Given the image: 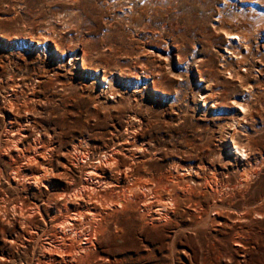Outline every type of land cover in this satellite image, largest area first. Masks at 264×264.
<instances>
[{
    "label": "rangeland",
    "instance_id": "1",
    "mask_svg": "<svg viewBox=\"0 0 264 264\" xmlns=\"http://www.w3.org/2000/svg\"><path fill=\"white\" fill-rule=\"evenodd\" d=\"M0 136V264H47L35 206L115 157L132 203L69 234L94 244L84 264H264V0H0ZM56 154L65 175L34 185Z\"/></svg>",
    "mask_w": 264,
    "mask_h": 264
},
{
    "label": "bare ground",
    "instance_id": "2",
    "mask_svg": "<svg viewBox=\"0 0 264 264\" xmlns=\"http://www.w3.org/2000/svg\"><path fill=\"white\" fill-rule=\"evenodd\" d=\"M233 25V24H231ZM230 25V26H231ZM228 26V25H227ZM235 26V25H234ZM233 27V26H232ZM233 29V28H232ZM237 30L239 29H236L235 32L233 33H229V31L227 32V35H229L230 37H232V35L236 38H238L240 41H241V37L240 35L236 32ZM224 31H226V29H224ZM240 33V32H239ZM243 38V37H242ZM245 39V38H244ZM248 39V38H247ZM244 41V40H243ZM242 42V41H241ZM241 52V51H240ZM238 52V53H235L236 56L240 55L241 53ZM247 57V56H246ZM261 70V69H260ZM263 71V70H262ZM105 84L108 86V87H111L112 83L110 82V80H108V78H106L105 80ZM244 109V111L246 112V107L241 105ZM137 116V115H136ZM9 131V133H4V134H10L12 133L11 135H9V141H11V143H13V146H14V149L15 151L17 150H20L24 147V141L21 138H18L17 136H14L16 133H15V130L14 128L10 127V129L7 130V132ZM14 134V135H13ZM20 135V133H19ZM5 136V135H4ZM1 137V136H0ZM136 138V137H135ZM2 139V138H0ZM136 140V139H135ZM2 142V140H1ZM8 143V141L6 142ZM9 144V143H8ZM138 144V143H137ZM2 145V144H1ZM10 145V144H9ZM131 145H132V142H131ZM144 146V145H143ZM2 147V146H1ZM4 147V146H3ZM7 147V146H6ZM11 147V146H10ZM135 147V146H134ZM13 148V147H12ZM47 148V147H46ZM244 148V147H243ZM242 147H240L239 145L236 146V150H237V155H241L243 157V155H247L245 149H243ZM17 149V150H16ZM48 149V148H47ZM76 149V148H75ZM147 149V148H146ZM139 150V149H138ZM145 150V149H144ZM144 150H142L144 152ZM6 151V150H5ZM38 151V150H37ZM50 151V149L48 150ZM133 151H134V148H133ZM147 151V150H146ZM51 152V151H50ZM73 152V151H72ZM142 152V153H143ZM20 153V152H19ZM75 153V152H74ZM80 153V152H79ZM136 153V150L135 152ZM25 154V153H24ZM35 154V153H34ZM48 154V153H47ZM46 154V155H47ZM113 154V152H112ZM111 154V155H112ZM116 154V153H114ZM236 154V153H235ZM42 155V154H40ZM110 155V157H112ZM28 156V155H27ZM38 156V155H37ZM45 156V155H44ZM48 156V155H47ZM62 156V155H61ZM61 156L59 154H56L55 155V159H57V162H59L58 164H51L49 162H46L42 155V157L40 158L41 160H33L35 161V163H37L39 166L38 167H35L33 169V172H32V177H30L29 180H33V184L34 185H37L39 187L43 186V187H47V186H52L54 184V178H56V174H59V173H64L63 175H65V172L67 170V167H68V164L67 161L66 162H63L62 161V164L60 163V160H61ZM68 156V155H67ZM73 157H75L74 155H72ZM107 156V154H106ZM133 156V155H132ZM140 156V155H139ZM249 156V154H248ZM25 157V156H24ZM54 157V156H53ZM81 157V156H80ZM115 157V156H114ZM135 157V156H134ZM137 157V156H136ZM68 158V157H66ZM83 158V157H81ZM106 158V157H105ZM119 158V157H118ZM117 157L115 158H108V159H105L103 161L99 160V162L97 164H92V163H89L87 160L88 163H82V175H84L85 177L82 178V182H81V187L80 189L77 191V192H74V193H70L68 192V189L69 187H67L66 189H62V192L61 193H58L57 195H59V198L60 200H62V204L59 206V203L56 202L57 199H55V202H53L52 200L49 199V201H47L44 205H36V209L33 210V212L36 211V213L33 215V217H36V214L38 213V211L41 213V215H46L49 220L51 221L52 223V232L50 234V236L45 239L43 242H39V249L41 250L42 252V258L44 260L45 263L47 264H68V263H71L73 264V262L75 264H84V260L89 258L91 256V253H92V248L94 244H91L90 241L87 239V238H82V234L79 236L78 234L76 238L72 237L73 239L71 241L67 240L68 236L70 233H77L78 231V227L80 224H86L88 223V227L90 228L91 225L89 224H95L94 226L97 227V225L99 227H102L103 225L106 226V228L104 229L106 231L107 228V219H103L104 215L106 214V208H105V202H109L110 205L114 204L115 205L113 206V208H121V209H125L127 208V206H129L130 202L129 200L131 199H127L123 194L125 193L126 190H129L130 188H128V185H127V179H128V173H126L127 171L124 170L122 167H119L118 168V171L117 172H114L112 170V161H116L118 159ZM140 158V157H139ZM102 159V157H101ZM47 160V159H46ZM84 160V159H83ZM30 161H32L30 159ZM79 162V160H77ZM115 161L113 163H115ZM83 162V161H82ZM118 162V161H117ZM74 163V162H73ZM131 164V163H129ZM177 164V163H176ZM31 165V164H30ZM81 165V164H80ZM122 165V164H121ZM117 166H119L118 164L116 165V168ZM134 167V165H132ZM180 166V165H179ZM20 167V166H19ZM24 167V166H23ZM128 167V166H127ZM22 168V167H20ZM19 168V170H20ZM132 168V167H131ZM172 169V168H171ZM24 170V169H23ZM69 170V169H68ZM117 170V169H116ZM72 171V169H71ZM130 171V170H129ZM170 171V169H169ZM134 172V170H133ZM173 172V171H172ZM68 173V172H67ZM131 172H129L130 174ZM135 173V172H134ZM163 173V172H162ZM168 173V172H167ZM171 173V172H170ZM179 174V173H178ZM28 175V174H27ZM67 175V174H66ZM134 174L132 173V176ZM163 175V174H162ZM187 175V173H186ZM16 176V175H15ZM19 178L21 177H25L24 176V173L22 171H20L19 173ZM69 176V175H68ZM66 176V178L68 177ZM73 176V175H72ZM77 176V175H76ZM157 176V175H156ZM175 176V175H173ZM181 176V175H180ZM14 177V176H13ZM71 177V176H70ZM83 177V176H82ZM187 177V176H186ZM65 178V179H66ZM73 178V177H72ZM156 178V177H155ZM162 178V177H161ZM182 178V177H181ZM12 179V178H11ZM16 178H14L15 180ZM68 179V178H67ZM148 179V178H146ZM154 179V178H153ZM152 179V180H153ZM166 179V178H165ZM169 178H167L168 180ZM249 179V178H248ZM25 180L24 179H17V182L18 184H23L21 182H23ZM27 180V179H26ZM75 180V179H74ZM80 180V181H81ZM131 180V179H130ZM145 180V179H144ZM150 180V179H149ZM148 180V181H149ZM163 180V179H161ZM173 180V179H172ZM68 181V180H67ZM79 181V182H80ZM143 181V180H142ZM147 181V180H146ZM160 181V180H159ZM170 181V180H169ZM188 181V180H186ZM16 182V180H15ZM28 182V180L26 181ZM77 182V180H76ZM138 182V181H137ZM141 182V181H140ZM144 182V181H143ZM158 182V181H157ZM165 182V181H164ZM173 182V181H172ZM175 182V181H174ZM185 182V180H184ZM189 182V181H188ZM221 182V181H219ZM252 181H250V184ZM25 183V182H24ZM30 183V182H29ZM32 183V182H31ZM135 183V182H134ZM133 183V185H135ZM146 182H144L142 184V186L146 187L149 191H152L151 189V186L150 185H147L145 184ZM168 183V182H167ZM196 183V182H195ZM151 184V183H150ZM155 184V183H154ZM172 184V183H171ZM180 184V183H179ZM197 184V183H196ZM246 184V183H245ZM248 184V182H247ZM246 184V185H247ZM249 184V185H250ZM140 185V184H139ZM168 185V184H167ZM175 185V184H174ZM178 185V183H177ZM176 185V186H177ZM181 185V184H180ZM208 185V184H207ZM206 185V186H207ZM218 185V184H217ZM248 185V186H249ZM24 186V185H23ZM36 186V187H37ZM76 186V185H75ZM138 186V183L136 185V187ZM140 186V187H142ZM157 186V185H156ZM175 186V187H176ZM130 187V186H129ZM132 187V186H131ZM166 187V186H165ZM247 187V186H246ZM134 188V186H133ZM138 188V187H137ZM154 188V187H153ZM157 188V187H156ZM155 188V189H156ZM159 188V187H158ZM212 188V187H211ZM74 189H77V188H74ZM132 189V188H131ZM140 190V189H139ZM138 190V191H139ZM157 190V189H156ZM215 190V189H214ZM73 191V190H72ZM132 191V190H130ZM147 191V190H146ZM165 191V190H164ZM219 191V190H218ZM129 192V191H127ZM126 192V193H127ZM135 192H136V189H135ZM145 192V191H144ZM170 192V191H169ZM221 193V190L219 191ZM133 193V191L131 192ZM150 193V192H149ZM137 194V192H136ZM142 194V193H141ZM145 194V193H144ZM153 194V193H152ZM163 194V192H162ZM169 194V193H168ZM172 194V193H170ZM176 194V193H175ZM224 194V193H223ZM227 194V193H226ZM56 195V196H57ZM127 196V194H125ZM131 195V194H130ZM148 195H151L148 194ZM154 195V194H153ZM165 195V194H163ZM174 195V194H172ZM172 195H169V196H172ZM216 196L218 195L215 194ZM220 195V194H219ZM135 196V195H134ZM139 196V195H138ZM146 196V195H145ZM161 196V194H160ZM222 196V195H221ZM220 196V197H221ZM137 197V196H136ZM156 198V196H154ZM150 199L148 200H151V197H149ZM154 198V199H155ZM160 197H158L159 199ZM162 198V197H161ZM225 198V197H224ZM145 199V198H144ZM216 199V198H215ZM59 200V201H60ZM148 200H146V202L148 203ZM161 200V199H160ZM160 200L158 201V203L160 202ZM180 200V199H179ZM134 201V200H133ZM137 201V200H136ZM166 201V200H164ZM171 201V200H169ZM141 202V200H140ZM153 202H157V201H153ZM162 202V201H161ZM176 202V200H175ZM195 202V201H194ZM144 204L145 206V209H147L146 213L148 212V215L151 216V219L152 221H156L158 219H161L162 216L161 214H159L158 212L155 211V204L154 203H148V204ZM164 203V202H162ZM166 203V202H165ZM165 203L163 205H165ZM174 203V202H173ZM134 204V203H133ZM142 204V205H143ZM160 204V203H159ZM167 204V203H166ZM172 204V203H171ZM169 203V205H171ZM176 204V203H175ZM162 206L161 205H158V207ZM168 205H166L165 207H167ZM164 207V208H165ZM172 207V206H171ZM177 207V206H176ZM218 207V206H217ZM31 208V207H30ZM29 208V209H30ZM34 208V207H33ZM110 208V207H109ZM107 208V209H109ZM112 208V210H113ZM142 208V207H141ZM144 209V210H145ZM159 209V208H158ZM172 209V208H171ZM111 210V208H110ZM118 210V209H117ZM130 210V209H129ZM139 210V208H138ZM167 210V209H166ZM170 210V209H169ZM116 211V210H115ZM119 211V210H118ZM127 211V210H126ZM159 211V210H158ZM173 211V210H172ZM29 212V211H28ZM27 212V213H28ZM120 212V211H119ZM118 212V214H119ZM124 212V211H123ZM145 212V211H143ZM168 212V211H167ZM113 213V212H112ZM246 213V212H245ZM32 214V213H30ZM109 214V213H108ZM125 214V212H124ZM145 214V213H144ZM143 214V215H144ZM163 214V213H162ZM171 214V213H170ZM202 214V213H201ZM39 215V214H38ZM110 215V214H109ZM165 215V214H164ZM168 215V214H167ZM166 215V216H167ZM111 216V215H110ZM114 216V214H113ZM197 216H199L197 214ZM106 217H107V214H106ZM146 217V216H145ZM148 217V216H147ZM159 217V218H158ZM168 217V216H167ZM171 217V216H170ZM244 217V216H243ZM44 218V217H43ZM100 221H98V219H100ZM115 218V217H114ZM164 218V217H163ZM203 218V217H202ZM242 218V217H241ZM132 219V218H131ZM146 219V218H144ZM142 219V220H144ZM166 219V218H165ZM164 219V221H165ZM170 219H173V218H170ZM27 220V219H26ZM114 220V219H113ZM120 220V219H118ZM169 220V219H168ZM166 220V221H168ZM246 220V219H245ZM146 221V220H145ZM151 221V222H152ZM163 221V220H162ZM170 221V220H169ZM46 222V221H45ZM161 222V221H160ZM47 223V222H46ZM117 223V222H116ZM236 223V222H235ZM82 224V226H83ZM132 224V223H131ZM146 224V223H145ZM154 224V223H153ZM47 225V224H46ZM110 225V224H108ZM133 225V224H132ZM48 226V225H47ZM145 226V225H144ZM39 227V226H38ZM51 228V226H50ZM91 228H93L91 226ZM119 228V227H117ZM144 228V227H143ZM83 229V227H82ZM124 229V228H123ZM48 230V229H47ZM77 230V231H76ZM109 230V229H108ZM84 231V229H83ZM97 231V230H96ZM123 231V230H122ZM45 232V231H44ZM89 232V231H88ZM119 232V231H118ZM47 233V232H46ZM103 233H105L103 231ZM45 234V233H44ZM43 234V235H44ZM88 234V233H87ZM32 235V233H31ZM74 235V234H73ZM91 235V233H90ZM103 235V234H102ZM113 235V234H112ZM42 236V235H41ZM97 236H98V233H97ZM109 236V234H108ZM71 237V236H70ZM41 239V238H40ZM90 240L91 237H90ZM41 241V240H40ZM38 246V245H37ZM94 249V248H93ZM96 249V248H95ZM98 249V248H97ZM96 253V252H95ZM40 257V256H39ZM38 257V258H39ZM102 258V257H101ZM111 258V257H110ZM103 259V258H102ZM101 260V259H100ZM41 261V260H40ZM110 261V260H109ZM108 261V262H109ZM86 262V260H85ZM40 263V262H38ZM96 263V262H95ZM118 263V261H117ZM42 264V263H41ZM87 264V263H86Z\"/></svg>",
    "mask_w": 264,
    "mask_h": 264
}]
</instances>
